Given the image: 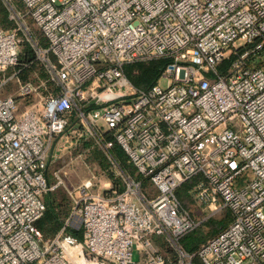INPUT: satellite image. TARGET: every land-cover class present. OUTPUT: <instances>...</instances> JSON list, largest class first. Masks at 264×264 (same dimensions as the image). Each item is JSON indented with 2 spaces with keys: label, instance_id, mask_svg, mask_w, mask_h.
<instances>
[{
  "label": "built area",
  "instance_id": "1",
  "mask_svg": "<svg viewBox=\"0 0 264 264\" xmlns=\"http://www.w3.org/2000/svg\"><path fill=\"white\" fill-rule=\"evenodd\" d=\"M2 1L15 26L0 27V72L17 63L20 31L48 77L0 96V264H193L179 238L199 221L176 196L188 180L205 217L232 214L197 250L202 263L264 264V0H21L24 13ZM161 56L165 87L130 83L124 63ZM27 96L37 98L16 114ZM64 133L92 138L122 189L99 190L92 173L44 240L35 222L61 183L45 170ZM114 143L140 178L120 167Z\"/></svg>",
  "mask_w": 264,
  "mask_h": 264
},
{
  "label": "trees",
  "instance_id": "2",
  "mask_svg": "<svg viewBox=\"0 0 264 264\" xmlns=\"http://www.w3.org/2000/svg\"><path fill=\"white\" fill-rule=\"evenodd\" d=\"M16 7V9L20 13H24V4L21 0H11ZM26 17V16H25ZM26 19L30 20L29 17H26ZM15 26V23L10 20L7 16L6 7L3 4L2 0H0V27L8 29L13 28ZM21 33L20 31H18ZM32 37L35 38L42 46L47 45V41L42 35L40 31L36 33L31 30ZM41 34V35H40ZM21 49L18 53V60L17 63L9 68L7 71L15 72L14 75L17 77L20 81H33L36 80L37 75L39 78H43V80L47 79V72L44 68V66L35 58V55L33 53V50L29 44V42L26 39H22L20 41ZM229 59V58H228ZM228 59L224 63H227ZM169 61V58L167 56H161L156 57L148 60H137L132 62H126L123 64V71L127 78L130 80V82L136 87V88H148L152 84L156 82L158 77L160 76V73L166 63ZM223 63V64H224ZM4 72H0V80L3 78L1 74ZM34 74V78H30V76ZM49 85L51 83L47 81ZM89 140H85L80 143V146L82 148H88L87 151L88 156H90L98 161V164L100 167H103L102 169L106 172V175L108 176V179L111 181V186L108 190V192H111V190H120L122 189V183L120 179L115 176V174L108 168V160L106 158V155L100 151L99 149H96L93 144L88 142ZM115 157V159L118 161L120 167L125 171L131 174L134 178L138 179L140 178V175L136 172L135 167L132 165V163L129 161L128 156L124 152V150L117 144L114 143L112 147L109 150ZM48 167V164H47ZM45 170V174L47 177L48 182L50 183L49 174L47 171V168ZM144 183H146V180H143ZM192 180H188L183 182L177 189H176V196L179 199L181 205L183 208H185L189 214L195 218L198 219L195 214V211L197 209L194 204H192V197L188 193V189L192 185ZM144 185V184H143ZM199 208V207H198ZM68 210L62 214L61 207L58 203L55 202V199L52 198L50 193L47 194V202H46V209L43 212L42 216L38 218L35 222V225L41 230L43 238L48 239L51 238L56 234V232L59 230L60 226L63 223L64 218L67 216ZM201 220V219H200ZM232 220V214L229 210H223L222 214L220 216L216 217H205L202 216V220L198 223V225L182 235L179 238V244L181 247L190 253H195V255L192 258L193 264H203L200 258L197 256L196 252L201 246L203 242H205L210 237L216 235L220 231H222ZM72 236H74L77 239L81 238V229L80 228H71L68 231ZM159 241L160 248H164L166 250L165 255L174 257V252L172 248L165 242L157 238ZM164 250V251H165Z\"/></svg>",
  "mask_w": 264,
  "mask_h": 264
},
{
  "label": "rangeland",
  "instance_id": "3",
  "mask_svg": "<svg viewBox=\"0 0 264 264\" xmlns=\"http://www.w3.org/2000/svg\"><path fill=\"white\" fill-rule=\"evenodd\" d=\"M24 22L26 23L28 28H30V31L32 30L33 32L35 31L36 33H38L39 30L34 26L32 21L24 18ZM19 36L23 40L25 39L22 33H19ZM20 49H21V45H19V50ZM14 73L15 72H11L9 70L1 74L3 78H6V81L0 84L1 97L8 94H13V93L15 94L19 85L18 84L19 79L15 77ZM35 76L37 77V79L31 82L37 85L40 80H43V78H39L37 75ZM30 78L31 79L34 78V74H32ZM155 83H158L161 87H165L167 84V80L159 76ZM47 88H51V85L48 84ZM43 91L44 90H41V92ZM34 98L37 97L36 96L17 97V110L15 113L17 114L21 110L29 108L31 103L35 101ZM81 142L82 139L75 141L74 138H70V135L68 136L66 133H64L62 135H57L53 138V141L49 149L47 171L50 178V184L54 185L57 183L58 180H61V183H58L48 193H50L52 198L55 199V202L60 205L62 214L68 210V214H66L67 216L64 218L63 222L69 216L72 207L69 191L72 190L76 185H78L82 180L88 178L92 173H94L96 175V182L99 190L105 192L111 186V183L107 184L108 176L106 175V172L102 169L103 167L99 166L98 161L91 157L92 155L90 156L89 154L88 156L87 154L88 152L84 151V148L80 146ZM88 142L92 144L93 139L89 138ZM94 147L98 149L96 146ZM146 184L147 182L144 183V186ZM147 186L148 185H146L145 187ZM47 194L44 197L45 202H47ZM192 204L196 206L194 207V210L195 208L197 209V211H195V214H197L196 216L199 217L197 220L200 222L202 220V216H206L209 211L207 209L202 210L200 209V207L198 208V206L194 201H192ZM224 210H228V209H224ZM222 212L223 211L210 216L211 217L220 216ZM72 224L76 226L78 224V218H74ZM157 238L164 241L161 237H155L156 240ZM157 242L159 244L158 240ZM160 249L164 254L166 253V250L164 248H160Z\"/></svg>",
  "mask_w": 264,
  "mask_h": 264
},
{
  "label": "crops",
  "instance_id": "4",
  "mask_svg": "<svg viewBox=\"0 0 264 264\" xmlns=\"http://www.w3.org/2000/svg\"><path fill=\"white\" fill-rule=\"evenodd\" d=\"M72 117H74V116H72ZM87 149H88V148H84V151L87 150Z\"/></svg>",
  "mask_w": 264,
  "mask_h": 264
}]
</instances>
